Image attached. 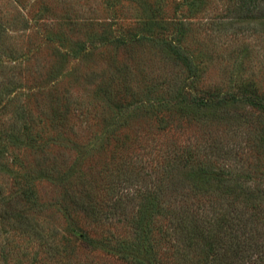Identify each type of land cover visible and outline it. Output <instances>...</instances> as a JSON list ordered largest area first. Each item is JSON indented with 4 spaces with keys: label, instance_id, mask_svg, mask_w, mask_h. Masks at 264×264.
Listing matches in <instances>:
<instances>
[{
    "label": "trees",
    "instance_id": "obj_1",
    "mask_svg": "<svg viewBox=\"0 0 264 264\" xmlns=\"http://www.w3.org/2000/svg\"><path fill=\"white\" fill-rule=\"evenodd\" d=\"M176 2L189 17L212 10ZM227 2L230 18L264 21V0ZM181 18L162 61L186 76L164 69L136 105L109 91L100 111L53 100L33 110L27 94L0 117V239L16 229L50 264H84L73 238L120 264H264V98L238 85L198 89L202 63L173 40ZM50 207L63 234L47 231Z\"/></svg>",
    "mask_w": 264,
    "mask_h": 264
},
{
    "label": "rangeland",
    "instance_id": "obj_2",
    "mask_svg": "<svg viewBox=\"0 0 264 264\" xmlns=\"http://www.w3.org/2000/svg\"><path fill=\"white\" fill-rule=\"evenodd\" d=\"M177 3L0 0L1 119L8 121L14 105L28 101L27 94L33 96L29 99L31 107L46 106L53 100L100 111L110 103L106 100L109 91L123 105H136L147 82H156L157 74L164 69L170 70L168 76L172 78H184V68L164 67L162 61L163 57L172 56L162 42L169 38L175 21L181 17L185 27L173 40L182 43L190 56L202 63L198 89L216 86L229 90L238 85L264 98V21L230 18L225 11L227 0H205L210 12L221 15L215 21L210 16L216 13L205 10L189 17L190 12L177 7ZM120 79L124 81L118 85ZM151 87L153 96L161 86ZM9 89H13L11 94L7 93ZM134 119L142 121V116ZM42 217L51 221L47 231L54 226L60 234L64 233V218L56 207L44 209ZM2 234L0 264L52 263L44 249L35 242H26L18 230ZM73 241L81 248L77 260L84 264L86 258L92 260L90 264H120L90 253L79 239Z\"/></svg>",
    "mask_w": 264,
    "mask_h": 264
}]
</instances>
